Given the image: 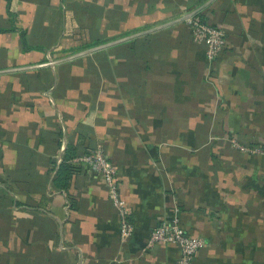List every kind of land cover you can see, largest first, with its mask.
<instances>
[{
    "label": "crops",
    "instance_id": "crops-1",
    "mask_svg": "<svg viewBox=\"0 0 264 264\" xmlns=\"http://www.w3.org/2000/svg\"><path fill=\"white\" fill-rule=\"evenodd\" d=\"M196 11L225 34L212 62ZM229 138L264 139V0H0V264H176L147 246L174 216L191 264H264V156ZM68 144L117 169L130 238L87 166L52 186Z\"/></svg>",
    "mask_w": 264,
    "mask_h": 264
},
{
    "label": "built area",
    "instance_id": "built-area-1",
    "mask_svg": "<svg viewBox=\"0 0 264 264\" xmlns=\"http://www.w3.org/2000/svg\"><path fill=\"white\" fill-rule=\"evenodd\" d=\"M184 23L191 30L194 40L203 46L208 62L214 61L223 54L227 44L221 27L203 22L193 14L186 17ZM229 141L239 151L264 156V139L258 145H242L231 138ZM72 161L87 166L88 170L102 179L107 188L108 198L118 216L120 238L122 240L130 238L134 229L129 219L131 211L120 194V181L117 169L112 162L99 148L74 157ZM156 243L177 246L176 264H191L197 251L205 244L200 236L187 233L177 216L164 220L150 231L147 246L150 247Z\"/></svg>",
    "mask_w": 264,
    "mask_h": 264
},
{
    "label": "trees",
    "instance_id": "trees-1",
    "mask_svg": "<svg viewBox=\"0 0 264 264\" xmlns=\"http://www.w3.org/2000/svg\"><path fill=\"white\" fill-rule=\"evenodd\" d=\"M193 15L195 17L199 18V20L205 22L202 14H200L199 11L194 12ZM149 34L141 33V34L135 35L131 39H133L135 41L136 40H138V41L139 40H147V36H151ZM142 55H143V53L139 52L136 49V58L140 59L142 57ZM58 146H59V144H58ZM86 153L87 152H81V150H79L77 146L68 144L65 147V149L61 155L60 163L57 164L56 166H54V168H53L54 169V175L52 177V182H51L52 186L57 188V189H63V190L68 189L73 175L75 173L79 172L78 166H76V163L73 162L72 159L74 157H77L79 155H83ZM52 163L54 164V162H52ZM129 219H130V216H129Z\"/></svg>",
    "mask_w": 264,
    "mask_h": 264
},
{
    "label": "water",
    "instance_id": "water-1",
    "mask_svg": "<svg viewBox=\"0 0 264 264\" xmlns=\"http://www.w3.org/2000/svg\"><path fill=\"white\" fill-rule=\"evenodd\" d=\"M193 13H188V14H185L184 16H182L181 18H179V20H184L186 17H188V16H190V15H192ZM141 33H143V32H141ZM141 33H138V34H141ZM138 34H136V35H138ZM92 50H95V48H90V49H88L87 51H92ZM81 54V53H80Z\"/></svg>",
    "mask_w": 264,
    "mask_h": 264
}]
</instances>
